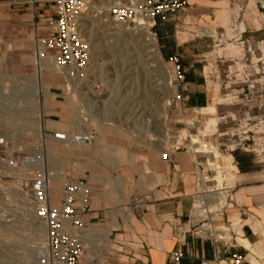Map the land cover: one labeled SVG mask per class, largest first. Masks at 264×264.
Wrapping results in <instances>:
<instances>
[{"label": "crops", "instance_id": "crops-1", "mask_svg": "<svg viewBox=\"0 0 264 264\" xmlns=\"http://www.w3.org/2000/svg\"><path fill=\"white\" fill-rule=\"evenodd\" d=\"M187 1L184 10L166 20L156 19L154 28L162 55L180 54L188 69L191 86L183 104L202 107L210 102V93L216 87L210 79H204L202 69L216 32L227 27L232 11L241 4V27L254 39L263 40L264 11L256 0ZM54 17L49 1L0 0V53L32 51L38 30L47 28L46 21ZM58 78L59 83L52 81L56 79L44 80L46 92L49 88L54 96L52 100L47 98L51 113L46 114L42 107L43 133L50 138L65 137L68 131L71 134L60 144L67 143L65 150L55 148L57 153L65 152L51 169L55 170L53 178H57L51 186V199L56 205L61 203L63 183L69 175L89 183L93 221L89 227L76 230L83 239L82 259L86 264H168L175 250L184 253L180 264H209L234 251L246 255V264H264V238L257 224L264 227V167L251 154L236 152V166L232 156L225 161L237 170L233 200L227 202L224 192L223 205L227 203V220L241 225L239 242H215L197 236L192 231L198 189L193 155L163 137L157 123L146 136L108 128L92 144H75L71 136L82 126V119L73 115L77 112V95L70 86L73 83L62 74ZM188 115L195 117L193 113ZM196 117L203 127L204 116ZM165 149L170 150L168 160L162 158Z\"/></svg>", "mask_w": 264, "mask_h": 264}, {"label": "built area", "instance_id": "built-area-1", "mask_svg": "<svg viewBox=\"0 0 264 264\" xmlns=\"http://www.w3.org/2000/svg\"><path fill=\"white\" fill-rule=\"evenodd\" d=\"M37 3H52L55 17L48 18L47 28L38 30L36 44L32 50L36 64L43 59L52 57L56 69L67 80L73 82L72 89L88 81L93 58L91 43L85 38L81 16L88 7L89 0H33ZM264 11V0H256ZM188 5L187 0H127L125 3L111 5L109 14L113 20L121 24H136L147 21L150 29H154V21L158 18L166 20L170 15L177 14ZM243 5L237 4L232 11L227 27L216 32L212 51L205 57L203 65L205 80H218L217 100L213 112L207 107L186 106L184 101L189 92L191 82L188 80V69L180 54H172L165 58L170 64L171 87L173 96L168 100V119L163 137L183 146L195 159L197 192L192 212L194 225L192 231L200 237L211 238L215 242H229L223 228V234L215 233L207 224H213L214 213L208 207H196L199 196L204 192L202 186L214 188L218 171H222V188L230 201L233 200L229 168L225 157L233 156L237 151L251 154L264 165V39L257 40L247 34L241 27ZM157 37V33L154 32ZM158 40V37H157ZM236 49V50H234ZM210 57L209 60H206ZM193 113L194 118L188 114ZM212 115L216 118L213 127L215 141L208 134H203L201 120L196 116ZM152 121V120H151ZM207 121H205L206 124ZM184 131H187L183 135ZM73 133V132H72ZM72 140L93 142L91 134L73 135ZM197 136L198 147L192 148L189 143ZM201 137V138H200ZM208 138V139H207ZM39 149V148H38ZM37 158V157H36ZM162 158L170 159V150L165 149ZM24 163L36 159L31 156L24 158ZM41 162V161H40ZM14 164V162H11ZM50 171L43 165L35 170L30 184V202L35 215L43 221L46 228L43 251L39 256L40 264H86L83 239L76 230L92 224L91 198L92 189L84 178L67 176L63 183L61 203L56 205L51 199ZM231 193V194H230ZM203 198V199H202ZM202 204L213 203L215 197H202ZM228 199V200H229ZM219 202L218 210L223 216L224 207ZM202 208V209H201ZM232 225V221L228 220ZM228 228H230L228 226ZM262 233L264 227L259 229ZM230 231V230H229ZM232 232V231H231ZM255 234L258 231H254ZM236 243L238 232L233 231ZM229 244V243H228ZM184 253L175 250L171 253L168 264H180ZM246 255L240 251L218 256L209 264H246Z\"/></svg>", "mask_w": 264, "mask_h": 264}, {"label": "rangeland", "instance_id": "rangeland-1", "mask_svg": "<svg viewBox=\"0 0 264 264\" xmlns=\"http://www.w3.org/2000/svg\"><path fill=\"white\" fill-rule=\"evenodd\" d=\"M126 1L89 0L81 16L84 36L90 37L92 41L87 39L93 48V58L88 81L78 85L79 91L73 89L77 95V112L73 115L82 119L81 131L74 132L75 135H84L92 131L93 142L108 128L110 131L116 129L121 133L134 132L146 136L154 129L155 123L163 133L168 126V100L174 93L170 64L160 51L154 35L155 28L150 29L148 22L121 24L110 16L111 5ZM50 60L44 62L46 67L54 66ZM44 75L46 80L56 79L52 81L59 83L57 76ZM40 77L42 75L35 67L32 51H10L6 55L0 53V264H39L38 256L43 251L46 228L35 215L30 203L31 179L35 170L45 165L53 174L49 182L54 187L52 178L55 170L51 169L57 166L58 159H62L61 155L65 152L57 153L55 148L63 147L65 150L67 143L62 146L60 144L71 134L68 131L65 137L50 138L43 133L45 120L41 114L42 107L45 106L46 114L52 112L47 98L52 100L54 94L49 88L46 92L45 85L40 84ZM210 81L216 87L210 93V102L202 107L214 105L218 97L219 82L214 78ZM42 95L45 100L41 99ZM206 110L210 112L207 108L204 112ZM68 114L72 115L70 112ZM210 117L214 116L204 115L205 121ZM69 121L63 119V122ZM206 129L205 124L202 132H207ZM213 132L206 134L210 135V140L215 141L216 135H211ZM27 156L36 160L24 163ZM228 157H225V161ZM230 170H234V167H230ZM235 174L230 172L232 181H236ZM228 199L227 202H231ZM225 209L226 206L224 212ZM213 213L214 225L220 228L229 226L226 240L236 242V235L231 234L240 231L238 221L231 225L226 215L220 214L218 209H214ZM36 229L40 230L38 236L33 233ZM258 249L255 251L258 252Z\"/></svg>", "mask_w": 264, "mask_h": 264}, {"label": "bare ground", "instance_id": "bare-ground-1", "mask_svg": "<svg viewBox=\"0 0 264 264\" xmlns=\"http://www.w3.org/2000/svg\"><path fill=\"white\" fill-rule=\"evenodd\" d=\"M140 22V24L142 23V24H145V22H147V21H139ZM86 39H88L89 41H91V39H90V37L89 38H86ZM97 41V40H96ZM92 42V41H91ZM234 50H236V49H234ZM48 58H51V57H48ZM47 59V58H46ZM52 59V58H51ZM43 60H45V59H43ZM50 61H52V60H50ZM92 61V60H91ZM53 62V61H52ZM92 63V62H91ZM46 64V63H45ZM45 64H43L42 62H40V63H37L36 64V62H35V67H36V69L40 72V75H42V77H40L39 78V81H40V84L41 85H44V80H46V77H45V75L44 74H50V75H53V76H59V72H58V70L56 69V65H55V63H54V65H55V68H49V67H46L45 66ZM48 65V64H47ZM50 65V64H49ZM91 66H92V64H91ZM90 70H91V68H90ZM91 72V71H90ZM63 75V74H62ZM65 77V76H64ZM63 78V77H62ZM71 81V80H70ZM69 82V81H68ZM72 82V81H71ZM73 83V82H72ZM215 105V104H214ZM214 105H209L208 107H207V109H209L210 110V112H213L214 111ZM168 118V117H167ZM215 122H216V118L215 117H210L208 120H207V122H206V130H207V132H211L212 130H214L213 129V127H214V124H215ZM209 130V131H208ZM206 131H203V134H206L207 133ZM184 133H187V131H184ZM92 136H93V133L91 132L90 133ZM85 135V134H84ZM184 135V134H183ZM81 136V135H80ZM72 137L73 136H71V141L72 142H74L75 144H82V143H88V142H83V141H79V142H76V141H74V140H72ZM93 138H94V136H93ZM94 140V139H93ZM200 141V139L197 137V136H194L193 137V140H192V142H190L189 143V146L190 147H192V148H196V147H198V145H197V143ZM93 143V142H92ZM92 143H90V144H92ZM229 156H232L231 154H228ZM227 155V156H228ZM233 157V156H232ZM234 164V163H233ZM235 165V164H234ZM226 166L229 168V176H230V172H237V170H230V165H228L227 163H226ZM236 166V165H235ZM50 174H52L51 172H50ZM215 179H216V181H217V184H216V186L214 187V188H212V187H210V186H208L207 184L204 186H202L201 188H202V191L204 192L201 196H199V198L200 199H198V202H199V207H210L211 208V210L213 211L214 209H218V204H219V202L221 203V205H223V199H224V197H223V193H224V191H217L218 189H221L222 187V181H223V175H222V171H218L217 172V174H216V177H215ZM230 187H235L236 186V183H234V181H232L231 180V176H230ZM57 180V178H53L52 179V182L54 183L55 181ZM52 194H53V192H52ZM54 195V194H53ZM215 197L216 198V201L215 202H213V203H205V204H202V197H204V198H208V199H210V197ZM202 198V199H201ZM31 203V202H30ZM202 209V208H201ZM233 224V223H232ZM206 228L207 229H212L215 233H217V234H223L221 231H220V227L219 226H216V225H213V224H207L206 225ZM223 230H225V232L226 233H228L229 232V230H230V228H228V227H223ZM40 232V230L38 231L37 229L36 230H34V235L35 236H38L39 233ZM231 233V232H230ZM229 233V234H230ZM227 234H225V236H226ZM39 257V256H38ZM38 257H37V259H38ZM38 262H39V259H38ZM40 264V263H39Z\"/></svg>", "mask_w": 264, "mask_h": 264}]
</instances>
